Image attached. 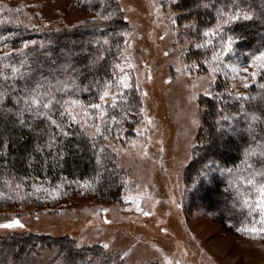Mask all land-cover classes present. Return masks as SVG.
<instances>
[{
	"label": "trees",
	"instance_id": "trees-1",
	"mask_svg": "<svg viewBox=\"0 0 264 264\" xmlns=\"http://www.w3.org/2000/svg\"><path fill=\"white\" fill-rule=\"evenodd\" d=\"M9 1L0 0V57H3L0 73L11 77L7 65L19 66L23 62L21 71L25 76L30 71L35 78L46 77L55 83L54 77L60 75L58 68L68 59L77 70V87L65 99L79 100L88 107L99 102L104 81L119 82L127 24L115 0H81L79 8L90 18L71 26L43 23L33 7L24 3L12 6ZM205 2L207 0H175L172 6L177 14L176 26L180 29L178 39L189 42L187 48L181 49V60L190 70L195 69L198 74L213 73L215 78L210 95L198 100L199 128L182 179L191 211L200 208L227 231L238 233V228H247L258 219V211L249 215L243 204L246 197L242 194L251 189L245 188L237 177L248 175L244 171L245 152L254 147L257 140L264 142V87H261L264 74L260 73L239 96L229 90L228 79L223 74L228 71L224 67L229 56L247 63L264 51V0H237L243 12L253 19L241 18L224 27V40L233 38L232 50L215 63L212 58L214 52L219 51L221 38L207 37L206 44L203 32L216 28V9L225 4L228 5L225 12L233 8L230 0H217L216 8L207 9L202 6ZM105 16L109 18L103 19ZM27 41L36 43L25 49ZM197 44L205 46L197 48ZM6 53L11 55L6 56ZM213 68L217 70L213 72ZM7 83L11 86L3 87L5 81L0 80V90L6 94L4 103L0 104V213L16 209L23 199L38 211L44 207L50 210L54 205L55 212L67 204L60 196L82 195L114 203L133 189L120 157L107 144L126 145L136 138L135 130L142 122V98L138 89L133 85L128 89L113 86L111 91L119 90L123 96L116 108L108 109V130L103 135L91 134L80 123L69 126V120L63 118L61 127L68 133L64 136L43 117L29 112L20 115L24 105L17 104L16 100L24 95L25 84L33 83L31 79ZM59 111L58 108L52 117L58 123L62 121ZM253 114L260 119L249 127ZM111 116L116 117L115 122ZM223 117L229 119L225 121ZM101 123L97 119L94 124ZM250 162L256 168L264 166V160L256 157ZM217 170L225 174L220 175ZM226 177L231 181L230 186L226 184ZM55 191L58 196H54ZM255 195L253 192V199ZM197 199L200 204L196 203ZM33 260L43 264H123V255L98 245L81 246L66 236L52 238L13 232L0 237V264H31Z\"/></svg>",
	"mask_w": 264,
	"mask_h": 264
},
{
	"label": "rangeland",
	"instance_id": "rangeland-1",
	"mask_svg": "<svg viewBox=\"0 0 264 264\" xmlns=\"http://www.w3.org/2000/svg\"><path fill=\"white\" fill-rule=\"evenodd\" d=\"M80 1L10 0L9 4L33 7L43 23L71 26L90 18L79 8ZM115 1L127 24L119 72L141 95L142 122L132 143L107 146L120 157L133 189L114 203L82 195L60 196L67 204L56 212L54 205L50 210H34L23 199L16 209L0 213V225L19 219L23 227L0 228V237L31 232L66 236L81 246L108 244L104 249L123 255V264H264V233L227 231L200 208L191 211L185 199L182 176L199 128L198 100L210 95L215 78L213 73L190 70L181 60V49L189 42L178 39L175 0ZM204 40L208 44L207 37ZM251 60L243 63L229 56L224 67L229 90L238 96L261 73L250 66ZM72 111L80 125L95 135L97 120L85 116L90 107L73 106ZM224 179L230 186L231 181ZM258 221L259 213L257 221L244 229L264 227ZM31 264L43 263L33 260Z\"/></svg>",
	"mask_w": 264,
	"mask_h": 264
},
{
	"label": "snow or ice",
	"instance_id": "snow-or-ice-1",
	"mask_svg": "<svg viewBox=\"0 0 264 264\" xmlns=\"http://www.w3.org/2000/svg\"><path fill=\"white\" fill-rule=\"evenodd\" d=\"M232 4L233 11L231 12H225V8L228 7L227 4L223 5L221 8L216 9L218 16V23L215 29L212 30H205L203 32V35L205 37H217L219 36L221 38V43L219 46V51H215L213 54V63L220 61L221 56L227 55L232 50V37H229L227 40H224L222 36V31L224 27L232 22L239 21L241 18L244 20H251L253 17L251 15H248L247 13H244L243 10L239 7L237 4V0H230ZM217 0H207L202 6L204 8H216ZM11 11V9H9ZM109 17L105 16L103 19H108ZM219 21H223V23H220ZM175 23V21H173ZM163 38V37H162ZM7 39V38H4ZM35 41H27L24 43V48L27 49L30 44L35 45ZM108 41L105 40L104 44H107ZM203 44H197V48L204 47ZM6 56L11 55V53H6ZM69 55H71L69 53ZM167 55V53H165ZM3 57H0V60H2ZM101 60L104 59L103 56L100 57ZM207 61H205V64L207 65ZM251 67H258L260 72L264 74V51L259 52L257 55L252 57L251 60ZM8 68H10V71L12 73V76L9 77L7 75H4L3 73H0V80L5 81V84L3 87H10L11 85L7 82L9 80L15 81L18 79H31L33 83L31 85L25 84V88L22 90L24 92L23 96L18 97L16 100L17 104L23 103L24 107L20 115H23V112H29L37 117H43L44 119H47L50 122V125L59 130L60 133L64 136H67L68 133L64 131L63 127H61V123L63 122V118H67L69 120V126H71V123H79V120H77L76 115L73 113L72 109L73 106H79L83 107L82 103L79 100L76 99H65V96L70 94L75 90L77 87L76 85V75L77 70L75 69L74 65L66 59L64 64L58 68V75L57 77H54L55 83L52 82V80H49L48 78H35L31 75V72L29 71L28 76H25V73L21 71V69L24 67V63L21 62L19 66H13L11 64L7 65ZM119 67V65H117ZM193 67H199V65H193ZM213 72H215L217 69L213 68L211 69ZM123 71V69H121ZM177 72H180L181 69L177 68ZM233 72L238 71L237 68L232 69ZM244 71H247V69H244ZM190 75V73H189ZM257 73L254 71L251 73V77L254 79L256 77ZM60 76H64V79H61ZM97 83H100L97 81ZM104 90L102 93L98 96L99 102H94L90 105V109L93 110V112L98 113V115L92 114V112L85 113V116H90L91 119L97 120L99 119L102 123L101 125H95V131L97 134L103 135L104 131H107V124H106V118H109L108 109L116 108L117 104L119 103L120 98L123 96V92L117 90L116 92H112L111 89L113 86H115L117 89L123 88L128 89L130 87V84L128 82V77L123 76L119 79V82L116 83L113 81L112 83H109L108 81H104ZM245 87H248L249 85L246 83L244 85ZM261 87H264V85H261ZM5 92L0 90V104L4 103L5 99ZM146 95V94H145ZM237 99H248L247 97H237ZM60 109L59 115L62 118V121L60 123L57 122V120L53 119V115L56 114L57 109ZM110 119L115 122L116 117L111 116ZM228 117H223V120L227 121ZM260 117L256 115H251L249 124V127H251L252 123H255L258 121ZM24 121L21 119V123ZM219 124L220 122L217 121ZM221 131L224 129L221 128ZM105 139H107V136H104ZM256 138L254 137V140ZM103 151V149H101ZM252 157H256L258 159L264 160V142H261L259 140L256 141L255 146L252 148H249L245 152V159L243 163L245 164L244 171L248 172L247 176L244 175H238L237 179L238 181L244 182L245 188L251 189L249 192H245L242 195H244L246 198L243 199V204L248 209L249 215H252L254 212L258 211L259 213V223L261 225H264V166L261 168H256L254 164L251 161ZM99 163V161H97ZM230 172L232 170H229ZM239 171V170H238ZM19 187V186H17ZM255 193V198H252V193ZM128 200H125V203H128ZM135 202V201H132ZM137 210L139 211V204H137ZM107 210H105L106 212ZM149 212H144L145 216L150 215ZM107 222V221H106ZM13 227H23V225L20 223L19 219H14L11 223H6L0 225V228H13ZM237 231L240 232H251V233H264V227L260 228H238ZM103 248H108V244L102 245ZM127 255V253H125Z\"/></svg>",
	"mask_w": 264,
	"mask_h": 264
}]
</instances>
